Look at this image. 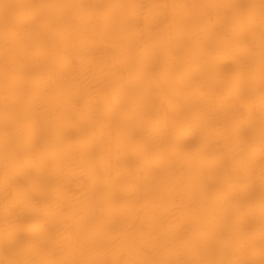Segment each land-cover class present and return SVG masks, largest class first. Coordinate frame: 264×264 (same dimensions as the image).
<instances>
[{"label":"bare ground","instance_id":"6f19581e","mask_svg":"<svg viewBox=\"0 0 264 264\" xmlns=\"http://www.w3.org/2000/svg\"><path fill=\"white\" fill-rule=\"evenodd\" d=\"M0 264H264V0H0Z\"/></svg>","mask_w":264,"mask_h":264}]
</instances>
